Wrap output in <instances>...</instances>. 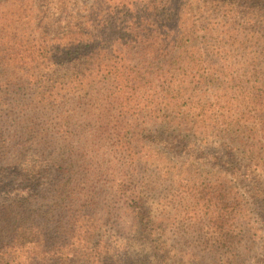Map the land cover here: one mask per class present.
Returning <instances> with one entry per match:
<instances>
[{
  "label": "rangeland",
  "instance_id": "rangeland-1",
  "mask_svg": "<svg viewBox=\"0 0 264 264\" xmlns=\"http://www.w3.org/2000/svg\"><path fill=\"white\" fill-rule=\"evenodd\" d=\"M150 1L0 0V58H4L0 63L5 64H0V141L25 139L39 133H27L30 123L27 118L31 117L38 125L37 131L44 129L48 138L55 141L56 149L50 156L44 153L39 157H34L32 152L25 157L15 156L8 149H0V154H5L0 159V181L7 183L0 184V201L28 198V209L38 206L45 213L41 218L42 229L52 239L59 232L60 221L55 212L49 213L51 209L56 211L62 202L94 205L90 214L95 222L89 244L83 242L64 248V252H70L66 264H144L146 255L152 257L153 242L138 228L131 208L124 204L121 188L140 195L151 206L157 231L150 238H164L167 254L174 264H216L215 257L230 253L244 254L238 264H257L256 259L264 262L263 203L249 196L248 186L234 183L225 163L212 156L223 151L214 149L220 143L218 137H212V144L197 156H188L176 147L170 149L165 123L155 117L152 99L162 100L171 87L163 89L165 84L157 79L156 73L147 72L149 63L138 64L119 51L106 52L103 63L98 53L92 65H81L84 70L94 69L95 73L83 71L87 96L79 104L72 102L70 110L66 103L63 107L59 104L31 112L27 104H22V94L14 96L2 86L11 72L21 75L14 69L22 65L21 60L38 63L45 58L34 24L43 9H73L87 15L90 24L98 20L107 22L100 23L101 26L109 25L113 15L114 28H120L126 22L116 17L128 14L124 12L126 9L133 12L149 9L146 6ZM191 7L196 8V3ZM191 7L184 4V13L190 12ZM203 10L218 26L228 27L219 9ZM260 11L264 12V8ZM225 47L230 49L229 54L221 61H213L210 71L206 62L209 59L204 56L195 68L209 80L219 77L214 84L202 83L200 97L210 109L208 119L222 118L227 111L224 104L231 111H251L252 107L249 96L242 98L238 94L246 86L247 68L243 61L238 62L234 46ZM100 62L103 68L96 75V65ZM62 69L59 71L63 73ZM36 73L54 76L43 68H38ZM207 73L210 75L206 76ZM238 78L243 81L239 82ZM190 86L195 85L190 83ZM13 98L19 103L15 109H12ZM223 99H226L224 103ZM67 114L71 117H66ZM246 123L253 125L251 118ZM65 158L68 171L51 166L56 161L65 168ZM35 163L39 165L35 170H27ZM69 187L66 198L64 190ZM248 222L261 228L253 250L243 235ZM65 241L71 244L75 239L69 236ZM49 248L45 244V249Z\"/></svg>",
  "mask_w": 264,
  "mask_h": 264
},
{
  "label": "trees",
  "instance_id": "trees-1",
  "mask_svg": "<svg viewBox=\"0 0 264 264\" xmlns=\"http://www.w3.org/2000/svg\"><path fill=\"white\" fill-rule=\"evenodd\" d=\"M181 1L151 0L146 6L149 9L135 12L126 9L124 12L128 14L116 17V20L121 18L126 22L120 28H114L113 15L110 16L109 25L101 26L100 23L107 22L98 20L96 24H90L87 15L73 9H43L34 24L41 37V52L45 58L38 63L21 60L22 65L14 67L21 75L11 72L2 86L13 92L14 96L23 95L22 104H27L31 112L59 104L63 107L66 103L69 108L72 102L79 104L87 96L83 71L95 73V70H84L81 65H92L98 53L103 63L106 62L104 54L114 51L136 60L138 64L149 63L151 66L147 72L151 75L156 73L157 79L165 84L163 89L171 87L162 100L156 97L152 99L155 117L165 123L170 149L176 147L188 156H197L212 144V137H218L220 143L214 149L223 150L221 153L224 155H216V152L212 156L225 163V170L232 175L234 183L248 186L251 191L249 196L264 205V12L260 11L261 7L264 8V0ZM194 3L196 8L191 7ZM184 4H190V12L184 13ZM226 8L236 10H223ZM203 9H219L228 27L218 26ZM188 15L191 22L186 17ZM226 44L234 46L232 49L238 62L243 61L247 68L246 86L241 87L238 94L242 98L249 96L252 107L251 111H231L224 104L227 111L222 118L208 119L210 109L200 97L202 83L214 84L219 77L209 80L200 76L195 68L204 56L209 59L206 62L208 68L211 67L210 71L213 61H221L229 54L230 49L225 47ZM133 54L134 57L131 56ZM0 62H4V58H0ZM102 62L96 65V75L103 68ZM38 68L48 69L55 77L36 73ZM59 68H63L64 72ZM209 75L207 73L206 76ZM237 80L243 81L241 78ZM147 82L150 84V81ZM190 83L195 86L191 88ZM12 103V109L19 104L16 98L12 99ZM65 116L71 117L70 114ZM250 118L253 125L246 123ZM27 121L30 122L26 127L27 133H39L25 139L0 141V149H8L12 155L22 157L30 152L34 157L44 153L48 156L54 154L55 141L48 138L44 129L37 131L38 125L34 119L29 117ZM3 155L0 154V159ZM223 157L225 160H222ZM66 160L63 161L65 168L56 161L51 166L68 171ZM38 166L35 163L27 170H35ZM0 184L7 183L3 180ZM120 191L124 204L132 210L138 228L153 242L155 252L152 257L145 256L144 264H174L167 254L164 238H150L157 231L151 206L146 205L142 197L133 191L128 193L124 188ZM69 194L70 187L64 190L66 198ZM21 201H0V264H66L70 252H64V248L83 242L89 244L95 222L90 214L94 205L62 202L57 205L56 211L51 209L49 213L53 215L55 212L60 221L59 232L52 239L42 229L43 210L38 206L28 209L26 203H30L26 197ZM260 231L256 223H247L243 235L249 239L248 247L252 250L260 238ZM69 236L75 242L66 243ZM45 244H49L50 248L45 249ZM243 258L244 254L234 253L222 255V258L215 257L216 264H238ZM193 259V262H197ZM256 261L257 264H264L260 259Z\"/></svg>",
  "mask_w": 264,
  "mask_h": 264
}]
</instances>
